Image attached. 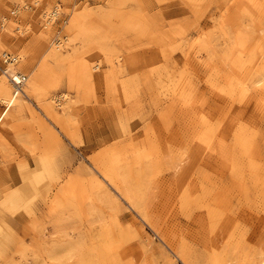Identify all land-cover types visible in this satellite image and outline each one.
<instances>
[{
    "label": "rangeland",
    "instance_id": "374dc122",
    "mask_svg": "<svg viewBox=\"0 0 264 264\" xmlns=\"http://www.w3.org/2000/svg\"><path fill=\"white\" fill-rule=\"evenodd\" d=\"M3 54L0 264L264 262V0H0Z\"/></svg>",
    "mask_w": 264,
    "mask_h": 264
},
{
    "label": "bare ground",
    "instance_id": "6f19581e",
    "mask_svg": "<svg viewBox=\"0 0 264 264\" xmlns=\"http://www.w3.org/2000/svg\"><path fill=\"white\" fill-rule=\"evenodd\" d=\"M44 15V14H43ZM46 16V14H45ZM49 16H53L52 13L50 12L49 13ZM50 19V18H49ZM52 19V18H51ZM48 19H46V22H47ZM60 41H58V39H55L51 42V50L53 51H56L60 48ZM12 63L11 64H8V66H6V68L4 67V69L7 70L8 74L11 75L13 78L15 77L16 73H19L20 75L24 76L25 77V80H24V83L26 81V77L28 75H30L31 72H27V76L23 73H20V72H17L14 70V66H15V62L16 60L18 59L17 56H13L12 58ZM3 69V70H4ZM34 77V76H33ZM17 79V78H15ZM37 80V79H36ZM23 83V85H24ZM28 85L27 88L24 89V91L21 93H19V91H17V89L14 87V83L12 82V80L9 78V76L3 71V74H2V78H1V81H0V104L3 105L6 110L5 111H0V123L2 122V120L5 118L6 116V113H7V110L15 105H18L20 103H22L24 100H23V96H22V93L25 94V96L29 97V95L34 92L36 90V86H35V80H32L30 82H27ZM22 88V86H21ZM27 189V187H26ZM12 193V192H11ZM10 194V193H9ZM7 198V197H6ZM11 199V198H10ZM10 201V200H8ZM1 230V228H0ZM3 231V230H2ZM1 234V233H0ZM2 240V239H1ZM4 240L5 238L3 239L2 242H0V249L4 246ZM2 250V249H1ZM54 253V252H53ZM56 253H54L55 255ZM58 254V253H57ZM56 254V255H57ZM53 255V254H52ZM55 255V256H56ZM54 256V257H55ZM3 258V257H2ZM58 258V256H57ZM55 259V258H54ZM261 264H264V262H262Z\"/></svg>",
    "mask_w": 264,
    "mask_h": 264
},
{
    "label": "built area",
    "instance_id": "2783aa9c",
    "mask_svg": "<svg viewBox=\"0 0 264 264\" xmlns=\"http://www.w3.org/2000/svg\"><path fill=\"white\" fill-rule=\"evenodd\" d=\"M54 11H51L52 15H54ZM55 16V15H54ZM46 19H49V15L47 16ZM46 19H45V22L44 24L47 25L49 24V22H46ZM47 23V24H46ZM12 57H10L8 54H3L2 55V61H3V65H5L4 67L6 68V66H8V64H11L13 61L11 59ZM4 69V68H3ZM8 76L9 78L12 80V82L14 83V87L17 89V91H21V86H23V83H24V80H25V77L20 75L19 73H16L15 77L13 78L11 75L8 74L7 70L4 69L3 70ZM17 78V79H15Z\"/></svg>",
    "mask_w": 264,
    "mask_h": 264
}]
</instances>
